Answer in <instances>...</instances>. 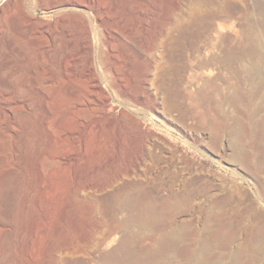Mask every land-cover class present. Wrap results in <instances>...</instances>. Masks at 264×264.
Wrapping results in <instances>:
<instances>
[{"label":"rangeland","instance_id":"374dc122","mask_svg":"<svg viewBox=\"0 0 264 264\" xmlns=\"http://www.w3.org/2000/svg\"><path fill=\"white\" fill-rule=\"evenodd\" d=\"M244 62L264 0H0V264H264Z\"/></svg>","mask_w":264,"mask_h":264},{"label":"bare ground","instance_id":"6f19581e","mask_svg":"<svg viewBox=\"0 0 264 264\" xmlns=\"http://www.w3.org/2000/svg\"><path fill=\"white\" fill-rule=\"evenodd\" d=\"M5 2V1H4ZM65 4H67V5H69V4H71L70 2H64ZM7 4V2H5V4L2 6V7H4L5 5ZM72 5H74V6H77V7H82V5L81 4H72ZM16 21V20H15ZM164 22V23H163ZM163 22H162V24H161V27L162 28H164V27H166V25H167V22H166V20L164 19L163 20ZM166 22V23H165ZM17 25V26H16ZM22 23H20V21L19 22H17V24H15V26H16V28L18 27L19 29L20 28H22ZM31 33L34 31V29H30L29 30ZM107 31H108V33L111 35V34H114L117 30L115 29V24L114 25H111L110 27L108 26V28H107ZM189 32H192V28L190 29V31ZM89 33V37H88V47H87V51L89 52V62H90V65L92 66L93 65V60H94V50H95V47H96V43H95V41H94V39L92 38V34H91V32H88ZM162 34V32H160L159 33V36ZM157 37V36H156ZM251 41V40H250ZM141 44V48H142V50L143 51H145V52H151L152 50H153V44L152 43H140ZM250 45V44H249ZM249 45H247V46H249ZM246 48V47H245ZM251 49V48H250ZM249 49V50H250ZM246 51H248L247 50V48L245 49ZM251 51V50H250ZM243 52L245 53V51H244V49H243ZM242 52V53H243ZM231 54V55H230ZM78 55H79V53L77 52V53H72L71 55H68V56H66V58H65V60H66V62L68 61V60H75L77 57H78ZM249 55H250V53H249ZM242 56V55H241ZM241 56H239V59H240V57ZM244 56V55H243ZM243 56H242V58H243ZM245 57H246V54H245ZM232 58H233V56H232V53H229V55H228V60H232ZM248 58H249V56H248ZM238 59V60H239ZM245 60V59H244ZM247 60V59H246ZM245 60V62L247 63V61ZM242 62H243V60H242ZM244 62V63H245ZM241 63V62H240ZM241 64V67H242V69H244L245 70V72L247 73V74H249V75H251V74H253V76H258L259 75V77L261 76V73H262V71H263V69L258 65V64H255V65H247L246 63L245 64ZM260 68L262 69V71L260 70ZM116 74H119V71H118V69L116 68H114V69H112ZM261 71V72H260ZM209 75L211 76V73H209ZM263 75V74H262ZM258 77V78H259ZM264 76H261V78H263ZM254 78H257V77H254ZM261 78H259V79H256V80H259V82L257 81V85H262V84H264L263 82H264V80L263 79H261ZM260 86H258V87H260ZM255 93L257 94V95H259V93H260V91L259 90H256L255 91ZM257 95H256V97H257ZM255 97V98H256ZM4 102H5V99H3L2 97H1V95H0V104L1 105H4ZM204 247H206V245H204Z\"/></svg>","mask_w":264,"mask_h":264}]
</instances>
